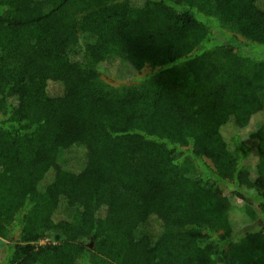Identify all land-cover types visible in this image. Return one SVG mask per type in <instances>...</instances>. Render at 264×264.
I'll list each match as a JSON object with an SVG mask.
<instances>
[{
  "label": "trees",
  "instance_id": "16d2710c",
  "mask_svg": "<svg viewBox=\"0 0 264 264\" xmlns=\"http://www.w3.org/2000/svg\"><path fill=\"white\" fill-rule=\"evenodd\" d=\"M0 264H264V0H0Z\"/></svg>",
  "mask_w": 264,
  "mask_h": 264
},
{
  "label": "rangeland",
  "instance_id": "374dc122",
  "mask_svg": "<svg viewBox=\"0 0 264 264\" xmlns=\"http://www.w3.org/2000/svg\"><path fill=\"white\" fill-rule=\"evenodd\" d=\"M145 74H151L150 75V79H152V76H153V72L148 68H144L142 69L141 71L139 72H136L135 73V76H142V75H145ZM104 80L109 83V86L111 87H108V89L112 90V91H116L118 92L119 94H122V86L123 84H137V81H131V80H119V79H116V78H113V77H105ZM254 120V119H253ZM251 120V125H253L254 121ZM251 127L249 126L248 129H250ZM222 133L224 135V137L226 139H230L232 137H238L239 139L243 140L245 143H250L248 138H247V129H239L233 125H225L223 128H222ZM232 145V144H231ZM253 157H251L252 159ZM237 201H240V200H237ZM235 217V216H234ZM50 239L49 238H42L41 240H39V243H45V242H48Z\"/></svg>",
  "mask_w": 264,
  "mask_h": 264
}]
</instances>
